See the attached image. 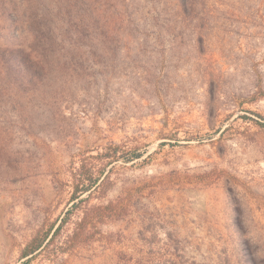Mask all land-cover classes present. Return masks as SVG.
Listing matches in <instances>:
<instances>
[{
  "label": "rangeland",
  "instance_id": "obj_1",
  "mask_svg": "<svg viewBox=\"0 0 264 264\" xmlns=\"http://www.w3.org/2000/svg\"><path fill=\"white\" fill-rule=\"evenodd\" d=\"M263 118L264 0H0V264H264Z\"/></svg>",
  "mask_w": 264,
  "mask_h": 264
},
{
  "label": "trees",
  "instance_id": "obj_2",
  "mask_svg": "<svg viewBox=\"0 0 264 264\" xmlns=\"http://www.w3.org/2000/svg\"><path fill=\"white\" fill-rule=\"evenodd\" d=\"M259 117H261V116H259ZM263 119H264V118H263ZM135 155H137V154H135ZM91 185H92V183H89V185H88L87 188H85V189H86V190L89 189ZM77 190H78V186H76L75 193H74L73 196H72V201L78 197V195H77V193H76ZM72 206H75V202H73ZM69 211H70V210H67L66 213L68 214ZM57 228H58V227H57ZM33 251H34V250H30L29 252H25V253L23 254V256L26 257V256H28L29 254H31ZM28 261H29V258H27V259L25 260L24 264H28Z\"/></svg>",
  "mask_w": 264,
  "mask_h": 264
}]
</instances>
